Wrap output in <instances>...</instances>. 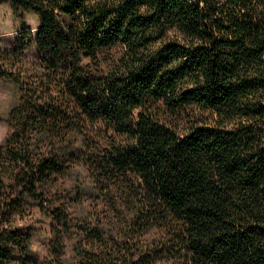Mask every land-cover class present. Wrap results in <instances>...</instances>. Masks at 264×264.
I'll return each instance as SVG.
<instances>
[{"label": "trees", "instance_id": "1", "mask_svg": "<svg viewBox=\"0 0 264 264\" xmlns=\"http://www.w3.org/2000/svg\"><path fill=\"white\" fill-rule=\"evenodd\" d=\"M0 264H264V0H0Z\"/></svg>", "mask_w": 264, "mask_h": 264}, {"label": "rangeland", "instance_id": "2", "mask_svg": "<svg viewBox=\"0 0 264 264\" xmlns=\"http://www.w3.org/2000/svg\"><path fill=\"white\" fill-rule=\"evenodd\" d=\"M38 20L32 15L20 17L14 13L9 5H2L0 7V46L9 44V40L14 38L23 28H26L33 33L36 32ZM16 91L12 82L0 79V142L5 138L7 127V115L16 99ZM47 231L48 226L36 237L34 249L38 254V259L35 264H41V260L48 256L47 249Z\"/></svg>", "mask_w": 264, "mask_h": 264}]
</instances>
